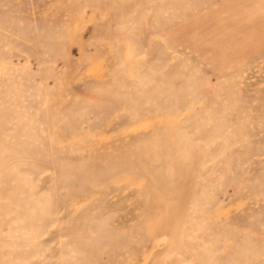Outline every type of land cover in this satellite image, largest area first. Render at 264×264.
Here are the masks:
<instances>
[{"label":"rangeland","instance_id":"rangeland-1","mask_svg":"<svg viewBox=\"0 0 264 264\" xmlns=\"http://www.w3.org/2000/svg\"><path fill=\"white\" fill-rule=\"evenodd\" d=\"M0 264H264V0H0Z\"/></svg>","mask_w":264,"mask_h":264}]
</instances>
